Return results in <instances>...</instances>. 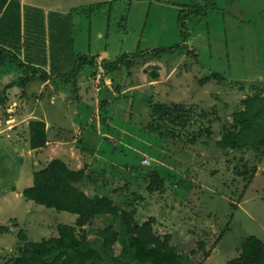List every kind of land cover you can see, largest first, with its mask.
I'll return each mask as SVG.
<instances>
[{"label":"rangeland","instance_id":"rangeland-1","mask_svg":"<svg viewBox=\"0 0 264 264\" xmlns=\"http://www.w3.org/2000/svg\"><path fill=\"white\" fill-rule=\"evenodd\" d=\"M32 1L53 4L54 7L45 14H58L56 18L62 25L61 31L75 40L74 52L91 53L106 45L108 60H113L122 51L178 43V5L175 3L202 2L99 0L112 1L111 8L105 5L89 15L82 12L70 18L65 15L69 11L72 13L73 8L66 9L69 6L79 9L78 6H83L87 0ZM92 3L95 2L87 1L86 4ZM211 3L213 7L203 17H192L187 21L192 34L185 41V49L127 60L120 69L113 71L121 92L114 90L113 93L119 95L103 106L106 111L101 110V115L106 118L104 129L112 133V127L128 128V133L134 136L141 132L144 106L139 102L140 98L146 96L152 102L190 107L192 112L187 115L189 119L184 126L164 122L162 129L177 131L183 140L208 126L214 134L208 145L202 143L205 137L201 136L191 154L188 152L181 160V167H170L155 159L148 162L151 158L146 154L141 161L136 153L140 142L135 140L132 143L136 147L129 146L130 138L125 139V152H119L122 142L100 130L98 97L110 95L98 90L103 84L110 90L112 87L100 65L105 55L97 57L95 67L81 72L84 76H79L78 84L81 80L84 84L80 87L87 90L78 91L81 98L78 102L73 100L78 90L75 82L58 80L61 85L58 89L52 81L48 86H41L42 81L34 78L24 83L23 89L14 85L6 91V101L0 106V225H6L8 229L0 231V264L18 252L17 230L22 229L30 240H39L56 235L55 223H73L74 215L34 204L22 196V190L32 184L33 172L54 158L64 161L70 169H83L88 176L98 180L97 185L101 186L105 181L107 184L101 186L103 189L119 191L116 196L121 194L125 199L131 189L121 187L122 183L116 178L112 180L114 166L110 163L115 164L114 160H118L129 167L147 164L157 170L165 178L161 191L135 190L136 198L141 197L135 214L136 223L153 217L152 228L156 235H168L170 242L178 245L180 250L196 251L192 258L194 264H227V260L237 256L239 244L247 235L264 241V153L258 157L249 150L226 153L214 145V137H218L221 127L229 126L230 114L243 107L240 100L254 90L264 92V0H211ZM192 51L197 55L193 56ZM151 66L158 67L156 79L150 77L152 69L147 67ZM1 67H5L1 69L4 73L0 70L2 82L21 71L14 65ZM211 71L219 73L223 80L197 83L198 77ZM154 80L158 81L157 85L144 87ZM67 88L72 90L68 94ZM122 93L134 96L136 101L132 111L133 125L122 115L126 103ZM53 94L55 99L51 100ZM118 110L120 112L116 113ZM33 119L43 120L46 126L47 142L38 149L29 148L28 121ZM260 120L264 122V117ZM155 140L147 143L153 145ZM197 158L202 164L198 165ZM102 160L110 162L103 169ZM237 164L239 169L246 165L248 173L255 167L250 182L236 173ZM192 166H199L195 179L191 176L194 173L186 172ZM108 222V217L96 216L85 229L91 237L97 228ZM222 230L224 234L213 247ZM199 241L203 242L205 250L211 249L205 259L203 250L197 247ZM114 251H119L117 244Z\"/></svg>","mask_w":264,"mask_h":264},{"label":"trees","instance_id":"trees-1","mask_svg":"<svg viewBox=\"0 0 264 264\" xmlns=\"http://www.w3.org/2000/svg\"><path fill=\"white\" fill-rule=\"evenodd\" d=\"M110 3L97 2L79 9L75 8L72 9V13L69 12L65 16L72 18L82 12L89 15L96 10H101L105 5L108 7ZM176 5L179 6L176 17L180 37L178 43L152 49L121 52L114 60L105 59L100 62L112 81L113 90L119 89L118 83H115L113 71L120 69L125 61L145 56L157 57L161 53H173L176 50L185 49V41L189 36L187 21L192 17H203L207 10L213 7L211 0ZM56 15L58 14H44L43 10L33 6L22 7L20 0H0V70L5 68L1 67L4 65H14L21 70L10 80L0 81V106L6 101V91L14 85L23 89L24 83L31 79L38 78L45 82L53 77L60 81L73 82L72 80L86 68L95 67L97 55L74 52L73 38L61 31L62 25L60 21H57ZM22 53L23 58L20 57ZM191 53L193 56L197 55L195 51ZM147 68L152 69L150 77L156 79L158 67ZM0 77L2 79V76ZM210 79L222 81L223 77L211 71L198 77L197 83L201 85ZM111 90L106 84L101 85L98 90L110 95L107 98L98 97V118L101 122L99 126L103 133L111 134L112 138L122 142L119 144V152H125L123 148L125 139L130 138V143H127L129 146H132L135 140L140 142L136 153L139 158L141 157V161L143 154H146L148 158H151L150 160H159L170 167H181V160L188 152L191 154L194 144L201 139V136L205 137L202 141L204 145H208V140L213 139L214 132L209 126L204 131L199 129L186 140H183L173 129H169L170 131H167V128L162 129V126H165L164 122L184 126L189 119L187 115L192 112V109L180 104L152 102L146 96L139 101L144 106L141 128H138L141 131L140 134L132 136L128 133V128L117 127H112L114 131L111 133L110 130L104 129L106 118L101 115V110L109 103V99L113 100L119 95L116 93L121 92L118 90L113 93ZM123 94L126 93L121 95ZM123 96L126 103L125 108L122 109L124 111L122 115L125 116L128 124L133 125L132 111L136 101L134 96ZM240 102L243 107L230 114L229 126L221 127L218 137H214V145L226 153L249 150L254 154L253 156L258 157L264 153V122L260 120L264 117V92L254 90ZM115 112L118 113L120 110ZM152 139L155 140L153 145L147 143ZM28 142L30 149L45 146L47 135L43 120L28 121ZM127 161L129 162L130 159L128 158ZM197 161L198 165L202 164L201 159L197 158ZM107 163L110 162L102 160V169ZM114 163H110L114 166L113 170L111 169L112 180L116 178L117 182L122 183L121 187L131 189L126 199L121 194L116 196L115 193L119 191L111 192L110 189L107 192V189H103L101 186L107 184L105 181L101 183V186L97 185L98 180L95 177L88 176L83 169H70L58 158L51 159L34 171L32 184L22 190V196L27 201L56 212L72 214L74 221L72 224L55 223L56 235L39 240H30L22 229L17 230L18 252L9 257L4 264H194L192 258L196 251L180 250L178 245L170 242L168 235L163 237L156 235L152 228L155 221L153 217L136 223L135 214L141 197L136 198L135 190L141 189L148 193L161 191L164 186V176L147 164L129 167L128 164L118 160H114ZM122 165L124 168H120ZM197 168L199 166H192L186 169V172L194 173L191 176L195 179L198 177L199 169ZM242 168L239 169L237 164L236 173L248 183L253 178L255 167H251L249 173L246 165L243 164ZM116 187L120 186L116 185ZM96 216L108 217L109 222L97 228L90 237L85 226L90 224ZM7 229L6 225H0V231ZM223 234L224 230L215 239L213 247ZM116 244L119 246L117 253L114 251ZM197 247L203 250L204 259L210 255L211 249L205 250L202 241L197 243ZM227 264H264V241L254 235H247L239 244L237 256L227 260Z\"/></svg>","mask_w":264,"mask_h":264},{"label":"crops","instance_id":"crops-1","mask_svg":"<svg viewBox=\"0 0 264 264\" xmlns=\"http://www.w3.org/2000/svg\"><path fill=\"white\" fill-rule=\"evenodd\" d=\"M87 1H91V2H95V3H97V1L98 2H101V1H99V0H87ZM87 1L85 2V4L83 5V6H78L79 8H82V7H86L88 4H86L87 3ZM166 1H168V0H166ZM191 1V0H190ZM201 2V1H200ZM200 2H198V3H200ZM95 3H92V5L93 4H95ZM102 3H106V1H104V2H102ZM187 2H185V3H175V5L176 4H186ZM189 3H191V2H189ZM20 4H21V6L23 7V6H33V7H37V8H39V9H41V10H43V13L45 14V13H47V12H49L50 11V8H53L54 6H53V4H38L37 2H34V1H32V0H20ZM111 4H112V1H111V3H110V5H108L110 8H111ZM172 4H174L173 2H172ZM89 5H91V4H89ZM177 6V5H176ZM69 8L71 9V8H73V9H75L76 7H71V6H69L67 9H66V11L67 10H69ZM110 8H109V10H110ZM72 10V9H71ZM178 10H179V6H178ZM70 12V11H69ZM69 12H67V13H69ZM64 13V12H63ZM198 18V17H197ZM196 20V19H195ZM186 26H187V28H188V30H189V35H191L192 34V29L189 27V24L188 23H186ZM125 27V26H124ZM179 33V32H178ZM103 35V34H102ZM106 35H109V33H107ZM105 35V36H106ZM101 36V35H100ZM180 38V37H179ZM74 43H75V40H74V38H73V46H74ZM105 46L106 45H104V46H102V48L101 49H99V50H97V51H94V52H92L91 51V53L90 54H96L97 55V57H102L103 55H105L106 57H105V59L107 60V55H108V52H106L107 51V49L105 48ZM122 52H126V51H122ZM128 52H130V51H128ZM77 53H83V52H77ZM121 52H119L118 54H120ZM23 54V53H22ZM20 55V57L22 58V56L23 55ZM118 54H116V56L118 55ZM115 56V57H116ZM97 57H96V59H97ZM112 60V59H111ZM114 60V59H113ZM48 61H47V65L45 66V68L47 69L48 67ZM79 76H84V74L83 73H79L75 78H74V80H72L73 81V83L75 82V85H77L75 88L76 89H78L77 90V96H76V99H74L73 98V100L74 101H76V102H78L79 101V99L81 100V98L78 96V91L79 92H81V90H87L85 87H83V88H81L82 87V85L84 84L81 80H80V82H79V84H78V78H79ZM52 79V78H51ZM51 79H49V80H47V81H45V82H41V83H39V84H41V86H43L44 84H49L48 82L49 81H52V83H53V86L54 87H58V89L60 88V84L58 83V79L56 78V77H53V79L51 80ZM107 79H109V80H111L110 78H109V76L107 75ZM76 80V81H75ZM68 83H71V82H68ZM83 83V84H82ZM110 83H112V81L110 82ZM38 84V85H39ZM148 84V85H147ZM147 84H145L144 85V87L145 88H149V86H152V85H154V84H158V81L157 80H154V81H149ZM45 85V86H46ZM48 86V85H47ZM81 86V87H80ZM108 86V85H107ZM75 88H73V89H75ZM111 89H112V87H111ZM61 90V89H60ZM113 90V89H112ZM127 90V89H126ZM128 90H130V89H128ZM62 91V90H61ZM68 91H72L71 89H68L67 88V91H66V93L68 94ZM114 91V90H113ZM123 92H124V90H123ZM61 94V96H63V97H66V94H64V93H60ZM73 95V93L71 92V96ZM54 96H55V94H53L52 96H51V100H54L55 98H54ZM90 96V95H89ZM54 98V99H53ZM90 98H91V96H90ZM89 98V99H90ZM98 110V109H97ZM98 122H99V118H98ZM100 127V126H99ZM152 161V160H151Z\"/></svg>","mask_w":264,"mask_h":264},{"label":"water","instance_id":"water-1","mask_svg":"<svg viewBox=\"0 0 264 264\" xmlns=\"http://www.w3.org/2000/svg\"><path fill=\"white\" fill-rule=\"evenodd\" d=\"M148 162H150V159L148 160Z\"/></svg>","mask_w":264,"mask_h":264},{"label":"built area","instance_id":"built-area-1","mask_svg":"<svg viewBox=\"0 0 264 264\" xmlns=\"http://www.w3.org/2000/svg\"><path fill=\"white\" fill-rule=\"evenodd\" d=\"M98 75H100V73H99ZM98 78H99V77H98Z\"/></svg>","mask_w":264,"mask_h":264}]
</instances>
